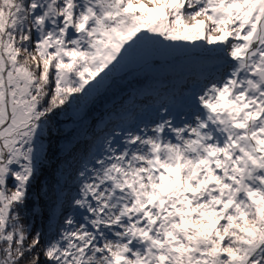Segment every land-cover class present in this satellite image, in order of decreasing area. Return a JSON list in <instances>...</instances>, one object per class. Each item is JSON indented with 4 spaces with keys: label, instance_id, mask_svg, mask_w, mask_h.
<instances>
[{
    "label": "snow or ice",
    "instance_id": "6c2138e0",
    "mask_svg": "<svg viewBox=\"0 0 264 264\" xmlns=\"http://www.w3.org/2000/svg\"><path fill=\"white\" fill-rule=\"evenodd\" d=\"M0 264H264V0H0Z\"/></svg>",
    "mask_w": 264,
    "mask_h": 264
},
{
    "label": "trees",
    "instance_id": "16d2710c",
    "mask_svg": "<svg viewBox=\"0 0 264 264\" xmlns=\"http://www.w3.org/2000/svg\"><path fill=\"white\" fill-rule=\"evenodd\" d=\"M182 70V69H181ZM175 73H170V72H167V71H165V72H162L161 74H160V77H161V79H164V78H166L167 76H169V75H174Z\"/></svg>",
    "mask_w": 264,
    "mask_h": 264
}]
</instances>
